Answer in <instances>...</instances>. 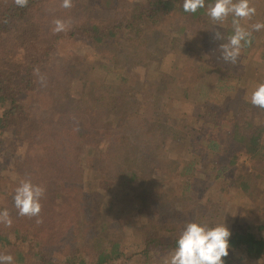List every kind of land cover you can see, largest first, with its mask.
<instances>
[{
  "label": "trees",
  "instance_id": "obj_1",
  "mask_svg": "<svg viewBox=\"0 0 264 264\" xmlns=\"http://www.w3.org/2000/svg\"><path fill=\"white\" fill-rule=\"evenodd\" d=\"M61 2L62 0H29L27 7L20 8L15 6L13 0H0V210L7 209L12 219L11 227L0 224V253L12 255L13 264L127 262L129 257L124 255L120 241H114L107 247L104 244L99 248L98 244H92L93 249L89 251L87 246L85 248L80 246L85 242L77 241V234H75L73 243L69 241L71 248H67L66 254L59 253L60 257L65 255L59 262L54 259V255L48 254L43 241L47 239L46 236L65 240L78 232V230L74 231L76 227H73L74 223L78 222V218L74 220V214L70 211V207L75 202L85 204V200L88 201L91 211L97 216L110 211L121 193L136 196V192L139 193L142 189L141 196L148 192L154 198L152 201H156L172 194H184L185 190L194 191L202 177L197 172L198 164L202 160L200 155H206L209 161L222 159L227 163L221 170L222 174H217L218 170H216L208 177L212 182L219 181L220 187H217L219 195L204 199L202 205L205 209L195 207L186 217L191 220L190 222L194 221L209 227L216 226L222 216L219 212L210 213V207L215 204L225 207L224 194L232 193L225 190L226 186L234 188V191H240L248 202L256 198L252 194L256 182L260 187L259 191H264V110L254 107L240 93L232 95L234 101L228 100L225 107L219 105L223 95L217 94L233 88L231 80L233 76L237 78L236 85H240L241 75L237 64L232 65L222 59L220 45L227 40L214 39L216 31L224 37L232 34L231 16L227 19V26L213 25L207 17V5L214 3V0H205V8L199 9L194 14L183 10V0H144L142 4L129 1L122 6L119 5V0H97L92 4V9L98 7L116 9V13L111 19L98 17L94 20L87 17L92 11H78L77 14L72 7L62 8L64 12L72 16L66 20L72 21L71 33L78 32L86 36L96 48L105 41L114 47L110 65L112 68H121L122 71H135L140 65H146L155 59L152 51L148 50V46H155L159 39V36L152 37L154 30H162L170 35L167 62L172 55V49H176L179 45L173 41L175 35L183 34L189 29L199 35V39L193 37V40L210 55L213 61L211 69L215 72V76L212 84L208 81L202 83L200 79L207 75L202 71L203 67L198 66L195 78L196 86L200 89L197 93L199 97H202L205 92L212 90V97H209L214 100V103L207 109L203 108L206 112L196 110L198 117L195 118L192 115V121L181 119L182 122L184 121L181 128L177 126V119L169 113L168 109L171 105L180 106L187 101V93L184 89H180L182 85L179 81L180 78L186 77L181 76L178 79V76L172 73L162 74L164 83L158 86L152 85V93L163 94L164 103L153 105L152 100L155 98L153 95L134 88L128 95L129 104L126 114L123 115L122 106V113L116 118H111L116 119L115 123H111L110 119L104 122L99 117L97 120L92 119L90 123L84 119V122L79 125L71 124V128L70 121L62 117L58 122L36 123L35 117L38 115L35 109L39 110L46 99L45 95L40 97L37 91L40 88L37 85V73L45 68L54 52L56 42L60 39L53 34L52 28H46L39 16L43 15L44 10L39 13L38 9L51 3L59 8ZM73 12L77 17H74ZM256 16L248 20V27L257 21ZM167 28L171 29L168 31ZM262 33H264L263 30L253 32L251 45L244 47L245 50L242 53H245L246 48L251 49L254 44H257V39ZM168 34L163 33L160 39ZM244 61L245 59H240V62ZM189 68L187 65L186 69ZM183 70L185 71L184 68ZM66 77L68 81L65 82H70L75 75L68 74ZM48 80L45 85L51 87L49 92L52 98L57 99L60 88L64 89L65 86L60 87V79L56 76L51 79L56 85L50 81V77ZM121 80L124 81L123 78ZM90 81L96 84L95 80ZM93 90L95 92L94 106L95 103L98 106L102 93L97 86H94ZM28 100L30 102H26ZM103 102L105 106L109 101L104 98ZM75 104L77 105L78 101ZM69 108V106L64 107L60 113L63 114ZM208 114L210 120L205 122L204 117ZM257 115L261 116L260 121L256 119ZM198 118H202L199 129L190 127L189 124ZM45 125H54L61 131L53 128L44 130ZM22 135L35 143L36 155L15 161L11 154L19 147L16 148L9 142H14L15 138H23ZM61 136H66L68 140L57 141ZM172 141L176 143L180 141L190 152L183 159L182 164L176 168L178 171L176 170L174 175L172 171L167 172L169 163L164 154ZM45 142L50 147L47 146L42 153L46 146ZM63 142L66 150L62 151L63 157L59 161L56 155L58 150L62 149ZM55 145L58 148L51 147ZM44 153H46L45 156ZM239 153L248 157L250 171H246L239 164L237 158ZM73 155L78 161H82V157L91 158L90 167L94 168L95 172L91 173L90 180L87 182L80 181L82 168L79 172L76 165L69 164ZM42 157L47 159L48 165L45 171L41 173L37 169L32 170V166L40 162ZM216 161L213 163L216 164ZM56 163L61 167L69 166L78 177L75 175L73 179H70L68 175L64 178L60 177L55 170ZM11 165L13 168L18 166L17 171H13L14 190L25 179H30L33 184L45 189V194L40 201L42 210L38 217L42 219V223L35 222L37 217H20L14 207L13 199H10L8 195L3 197L6 192L1 188V181ZM230 168L234 171L231 176H227L225 170ZM176 177L179 179H175ZM156 182L158 188L153 187L156 186ZM54 185H59L60 189L53 190ZM84 186L87 188L84 189ZM168 200L169 198H164V202L168 203ZM166 205L170 211L172 209L175 220L181 223L182 227L178 230L170 227L164 229L171 234H164L161 231L156 233V228L145 232L141 238L144 246L140 251L133 253L138 258L141 256L142 260L150 257L149 252L153 250L156 240L162 253L164 251L171 253L177 246L176 241L185 226L182 222L185 214L173 209L171 205ZM153 211H155L154 208ZM214 214L218 215L219 219L214 218L212 216ZM54 217L58 218V222L65 219L69 222V226L72 225L73 231L65 232L57 229L58 226L54 230L57 222L53 220ZM239 218L238 215L236 217L238 222ZM151 220L155 221V218L152 217ZM229 223L234 229L229 237V254L223 258L225 264H246L247 260L261 259L264 255V235L258 233L255 228L239 231L231 221ZM142 226L146 227L145 224ZM162 235H165L164 239Z\"/></svg>",
  "mask_w": 264,
  "mask_h": 264
},
{
  "label": "rangeland",
  "instance_id": "obj_2",
  "mask_svg": "<svg viewBox=\"0 0 264 264\" xmlns=\"http://www.w3.org/2000/svg\"><path fill=\"white\" fill-rule=\"evenodd\" d=\"M96 1L97 0H72L73 11H76L77 14L78 11H92L87 17L88 19L93 20L98 17L107 19L113 18L116 9L109 10L100 7L92 9V4L96 3ZM129 1L135 3L140 2V4L144 3V0H119V5L122 6L127 4ZM250 4L256 8V22H264V0H252ZM120 9H122V7ZM43 10V15L39 16L41 21L44 22L46 28L48 27L49 29L54 27L53 20L62 19L66 21L72 17L64 12L60 5L58 8L54 3L40 7L38 12L41 13ZM73 14L74 17H77L75 12H73ZM71 23L72 21L69 22V27L66 32L56 34L57 38L59 37L60 39L56 42L54 52L48 63L44 66L45 68L37 73V85L40 86L37 91L40 97L45 95L46 99L42 102L43 105L39 107V110L35 109V113L38 115L35 117L36 123L42 124L43 121L58 122L61 117L67 118L70 121V128L71 124L79 125L84 122V119L90 123L92 119L96 118L97 120L98 117L99 119H103L104 122H108V119H110L111 123H115L116 119L111 118H116L122 113V106L123 115L126 114L127 106L129 104L128 95L134 88L147 91L153 95L155 97L152 100L153 105L157 106L164 103L163 94L157 95L152 93V85L158 86L160 83L165 82L162 75L164 73L177 75L178 79L181 76L186 77L180 78L179 81L182 85L180 86V89H184L187 93V101L183 102V105L180 104V106L171 105L170 109H168L169 113L177 119L178 127L181 128L183 126L182 124H184V121L182 122L181 119L190 121L192 115H194L195 118L198 117L196 110L206 112L203 108L207 109L209 105L214 103V100L209 97H212V90L205 92V95L202 97H199L197 93V90L200 89V87L196 86L195 78L197 70L199 69L198 66L203 67L202 71L208 76H204L200 79L202 83L208 81L212 84L215 72L211 69V63H213V61H211L210 55L207 54L200 45L197 46V43L193 40V37L199 39V35L193 30L189 29L183 34L175 35L173 41L179 45L176 46V49H172V55L169 62H167V53L170 51L168 44L170 42V35L168 32L162 30H154L152 37L155 38L159 36V39L155 46H148V50L150 52L152 51L155 59L151 60L146 65H140L135 71H122L121 68H112L110 65L114 47H111L109 42L105 41L96 48L94 43L86 36L79 34L78 32L71 33ZM241 24L248 27V20L241 21ZM221 26H227V20L224 21ZM170 29L171 28H167L168 31ZM163 33L168 34V36L160 39ZM85 47L88 48L86 49ZM244 50L245 49L242 48L239 61L237 62V68L241 75L240 85H236L237 78L233 76L231 79L234 85L233 88L225 90V92L221 89L224 93L217 94L219 96L223 95L221 104H219L221 107H225L228 100L229 102H233L234 97H232V95H235V93H240L241 96L250 101L252 92L259 84L264 83V33L260 34L258 37L257 44H254L251 49L249 47L246 48L245 53H242ZM240 59H245V61L240 62ZM187 65L190 67L189 69H186ZM68 74H73L75 77L70 80V82H65L68 81V78L66 77ZM54 76L60 79V87H62V85L65 86L64 89L60 88V94L57 99L52 98V95L49 92L51 87L45 85V83L49 81L48 78L50 77L51 81ZM90 78L95 80L96 84H93V82L90 81ZM122 78L124 81L121 80ZM51 82L56 85L55 82ZM94 86L99 87V90L102 93L100 96L101 101L98 103V106L97 103H95L94 106ZM156 93L158 92L156 91ZM179 95L180 91L178 93V96ZM104 98L109 101L105 106H103ZM77 101L78 104L76 105L75 103ZM26 102H30V100ZM68 106L70 108L61 114L60 112L64 110V107L67 108ZM257 111H259V109ZM106 113H108V115ZM208 116L209 114L204 117L205 122L210 120L208 119ZM256 119L260 121L261 116L257 115ZM196 121L189 125H191L190 127L199 129V123H201L202 118H198ZM45 126L46 128L44 127V130H49V128L56 129L54 125ZM56 130L61 131L59 129ZM22 136L23 138L21 139L15 138V141L13 140L14 142H9V144H14L16 148L19 147V149L17 148V151L12 152L11 154L15 161L35 157L36 155L35 143L31 142L25 135ZM62 139L67 138L66 136H61L57 141ZM44 145L46 146H44L42 153L47 149V146L50 147L47 142H45ZM51 147L58 148L57 145ZM185 147L180 141L177 143L172 141L171 144L167 146L164 153L167 162L169 163V169L167 172L172 171L174 175L177 170L176 168H178L182 164L183 159L190 154L189 150H186ZM64 150H66V146L63 142L62 149H59L58 154L56 155L57 160L63 157L62 151ZM14 153H17L18 156H15L17 154L14 155ZM45 155L46 153H44V156ZM200 157L202 160L199 163L200 165L198 164L199 168L197 172H199L202 177L194 191L185 190L184 194H172L163 197L161 200L155 198L156 201H152L154 198L151 197L148 192L141 196L142 189L139 193L136 192V196L121 193L118 195L119 198L115 201L114 206L110 211L100 213L97 216L91 211V205L88 204V201L85 199V202L83 201L85 204L75 202L72 207H70V211L74 214V220L78 218V222L73 225V227H76L74 231L78 230V232L73 233L72 237L65 240L58 239L54 236H49L50 238L46 236L47 239L43 241L46 251L48 254L54 255V259L58 262L61 261L65 255L60 257L59 253L62 252V254H66L67 248H71L69 241L72 244L74 236L77 234V241L82 240L85 242L81 243L80 246H83L84 248L87 246V250L89 251H92L93 249L92 244H98L99 248L104 244L105 247H107L108 244L114 241H120L123 245L124 255L129 257V260L127 262L121 261L111 264H164V260L169 257L170 251H164L162 253L158 240H156L153 245V250L149 252V258L147 257L142 260L141 256V258H138L137 255H133V253L140 251L144 246L141 238L145 232L152 231L156 228V233L161 231L164 234H171V232L168 233L164 229L170 227L171 229L178 230L182 227V224L175 220V217L171 212L172 209L170 211V208L166 204L169 206L171 205L173 209L179 210L182 214H185L182 217V222L186 224L191 221L186 217L190 215L195 207L197 209H205L202 205L204 199H207L212 195H219V190L217 188L220 187L219 181L212 182L208 177L211 173H215L216 170H218L217 174H222L221 170L227 162H224L222 159H217V161L214 160L217 162L214 164V161L207 160L206 155H200ZM237 158L239 164L242 165L246 171H250V161L248 160V157L239 153ZM82 159L84 161H78L73 155L71 160H69V164L76 165L78 171L82 168L80 176L81 183L90 180L91 173L95 172L94 168L90 167V165H92L91 158L87 157L85 159L82 157ZM47 165L46 157H42L40 162H36V164L32 166V170L37 169L40 172L45 171ZM17 169L18 166L17 168H13L11 165L10 170L4 173L3 180L1 181V188L6 193L3 197L8 195L10 199H13L12 197L14 195L15 186L13 175ZM55 170H57L58 175L62 178H64L65 175H68L70 179H73L74 175L75 177H78L77 173L73 169L71 170L69 166L61 167L56 163ZM233 171L234 170L231 168L227 169L225 170V174L231 176ZM166 178L168 179V177ZM175 179L179 178L176 177ZM155 185L156 186L153 187L158 188L157 182ZM85 188L87 187L84 186V189ZM259 188L258 182H256L253 187L254 192L252 191V194H254L256 198L248 202V199L242 195L240 191H234V188L226 186L225 190L232 193L224 194L226 200L225 207L215 204L210 207V213L219 212V215H221L222 218L218 224L224 223L230 232L234 229L233 225L229 223L231 221L234 224V227L239 231L255 228L258 233L264 235V191L260 192ZM58 189H60L59 185H54L53 190L56 191ZM164 198H169L168 203L164 202ZM79 201L82 200L79 199ZM153 208L155 211H153ZM196 215L197 214H195V216ZM238 215L240 216L239 222L236 220ZM212 216L219 219L216 214ZM152 217L155 218V221L151 220ZM53 220L58 222V218L54 217ZM57 222L53 228L54 230L56 226H58L57 229L64 230L65 232L68 231L70 233L73 231L72 225L69 226V222H66L65 219L59 220L58 224ZM143 224H145L146 227H143ZM101 228L103 230H100ZM162 236L164 239L165 235ZM245 263L264 264V255L259 260H247Z\"/></svg>",
  "mask_w": 264,
  "mask_h": 264
},
{
  "label": "clouds",
  "instance_id": "obj_3",
  "mask_svg": "<svg viewBox=\"0 0 264 264\" xmlns=\"http://www.w3.org/2000/svg\"><path fill=\"white\" fill-rule=\"evenodd\" d=\"M15 6L27 7L29 0H13ZM72 0H62L60 7L70 9ZM205 8V0H183V10L187 13H196ZM206 15L213 25H222L231 19L232 34L224 37L219 31L215 32L214 39H226L220 45L222 59L232 65L237 64L242 48L250 46L253 32L264 30V22L252 23L249 27L241 21L251 20L256 15V8L250 0H214L208 4ZM54 34L66 32L69 22L62 19L53 20ZM38 71V70H37ZM250 103L264 110V83L259 84L252 92ZM45 189L33 184L30 179L22 180L14 190L13 201L17 214L20 217H37L36 223H42L40 213L42 210L41 199ZM0 224L11 227L12 219L7 209L0 210ZM231 232L224 223L209 227L197 222H187L180 233L175 249L164 260V264H225L223 258L229 254V237ZM14 258L10 254L0 253V264H13Z\"/></svg>",
  "mask_w": 264,
  "mask_h": 264
}]
</instances>
